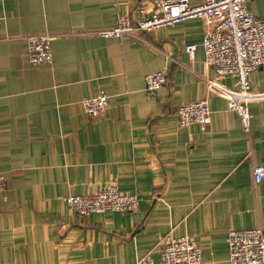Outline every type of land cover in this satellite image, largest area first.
I'll return each mask as SVG.
<instances>
[{
  "label": "crops",
  "instance_id": "1",
  "mask_svg": "<svg viewBox=\"0 0 264 264\" xmlns=\"http://www.w3.org/2000/svg\"><path fill=\"white\" fill-rule=\"evenodd\" d=\"M203 0H190L201 3ZM0 264H134L164 236L199 244L201 264H230L228 231H264V98L250 101V133L240 127L226 95L208 87L236 86L216 77L205 60V25L187 17L133 38L94 31L133 16L154 0H0ZM249 10L264 19V0ZM47 33L52 63L31 64L19 36ZM16 38H9V37ZM195 44L189 54L184 46ZM166 70L167 81L145 91V75ZM264 91V64L249 73ZM108 96L105 113L88 116L81 100ZM207 99L211 121L181 126L179 105ZM115 183L139 198L133 212L86 216L70 194H92Z\"/></svg>",
  "mask_w": 264,
  "mask_h": 264
},
{
  "label": "built area",
  "instance_id": "2",
  "mask_svg": "<svg viewBox=\"0 0 264 264\" xmlns=\"http://www.w3.org/2000/svg\"><path fill=\"white\" fill-rule=\"evenodd\" d=\"M252 0H154L153 9L141 6L137 14H119L115 24L96 30L93 34L106 38H133L147 43L146 37L152 30L177 23L187 17H198L205 25L203 49L205 60L216 77L229 74L236 77V86L220 85L215 79L207 81L208 87L228 98V108L235 111L240 127L250 133V101L264 98V91H253L249 73L264 64V19L256 17L249 10ZM3 19L0 6V22ZM25 42L27 59L31 64L52 63L51 40L55 36L47 33H31L19 36ZM16 38V37H9ZM195 44H186L184 50L191 54ZM145 91L151 93L167 81L166 70L145 75ZM108 96L98 94L81 100L84 112L97 118L105 113ZM181 126L197 123L202 130L211 121L207 99H196L177 108ZM254 187L264 178V163L253 164L251 168ZM8 187L7 178L0 173V198ZM71 210L86 216L93 212L118 210L133 212L138 209L139 198L134 193H124L115 183L100 186L92 194H70ZM228 252L230 264H264V231L260 226L228 231ZM199 244L188 236H164L159 242L161 264H201L203 261ZM134 264H156L151 253L139 256Z\"/></svg>",
  "mask_w": 264,
  "mask_h": 264
}]
</instances>
